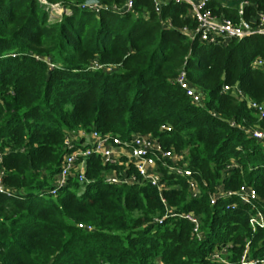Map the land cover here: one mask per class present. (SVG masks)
Here are the masks:
<instances>
[{
  "label": "trees",
  "instance_id": "obj_1",
  "mask_svg": "<svg viewBox=\"0 0 264 264\" xmlns=\"http://www.w3.org/2000/svg\"><path fill=\"white\" fill-rule=\"evenodd\" d=\"M49 1L70 13L51 19L37 0H0V264H244L245 254L261 264L264 229L249 220L264 213V143L247 130H264L248 105L264 107V38L191 40L183 29L197 23L186 4L157 13L154 0H136L120 12L127 0H98L97 14L80 7L86 0ZM246 1L247 20L264 13V0ZM212 10L239 22L236 7ZM95 61L113 70L92 69ZM183 69L200 104L176 83ZM79 129L156 139L184 156L200 196L166 170L162 193L147 182L107 184L113 168L97 156L87 183L53 196L65 139ZM242 186L257 191L252 205L236 195ZM187 213L200 218L201 240L172 215Z\"/></svg>",
  "mask_w": 264,
  "mask_h": 264
},
{
  "label": "built area",
  "instance_id": "obj_2",
  "mask_svg": "<svg viewBox=\"0 0 264 264\" xmlns=\"http://www.w3.org/2000/svg\"><path fill=\"white\" fill-rule=\"evenodd\" d=\"M38 3L49 13L51 19L62 18L69 14V10L62 4H53L49 0H37ZM136 0H127L125 6L119 9L120 12H130L133 10ZM226 0H154L157 13L161 12L165 3L186 4L189 7L190 16L196 21L195 29H183V32L191 40H199L208 44H218L227 42L233 38L244 39L252 35H260L264 38V13L258 12L250 19H246L244 9L248 6L246 0H239L238 7L239 22L235 23L224 16H217L212 10L213 3H223ZM225 6H227L225 4ZM81 8H87L99 14L104 9L98 0H86ZM261 61H256L255 65H261ZM92 69H106L112 71L113 68L103 66L98 62H93ZM176 83L186 92L187 96L196 104L202 102V93L195 88L188 79L185 69L181 70ZM233 90L240 100H247V96L239 87H224V91ZM248 105L255 110L260 118L264 117V107L248 100ZM247 132L252 138L264 143V130L260 128L248 129ZM65 156L60 172L54 180V188L51 191L53 196L58 195V190L67 187L72 181L81 184L87 183L86 163L92 156L101 158L103 165L113 168L105 175V182L110 185H133L141 182L150 183L156 187L160 193L165 191L167 183L164 180L163 170L169 175L188 178L190 192L193 198L200 196L198 183L192 178V171L187 167L185 158L181 154L165 150L154 138L145 135H134L130 140H122L120 137L111 134H102L96 130L87 131L79 129L71 133L64 143ZM3 172H0V193L6 192L7 188L3 182ZM228 195H233L229 192ZM240 201L245 205H252L257 199V191L250 186H242L236 193ZM216 197L213 196L211 203L215 204ZM164 203L165 200L163 199ZM235 205L232 206V209ZM172 212L168 210L167 216ZM188 220L193 225V234L199 240L202 239L200 218L192 213L172 214ZM163 222V219L159 221ZM250 226L253 231L264 229V213L256 212L250 217ZM81 228H86L80 225ZM92 230L91 227H87ZM219 259V255L214 257ZM246 254L242 261L246 264ZM258 262H256L257 264ZM264 264V261L260 262Z\"/></svg>",
  "mask_w": 264,
  "mask_h": 264
},
{
  "label": "crops",
  "instance_id": "obj_3",
  "mask_svg": "<svg viewBox=\"0 0 264 264\" xmlns=\"http://www.w3.org/2000/svg\"><path fill=\"white\" fill-rule=\"evenodd\" d=\"M225 4L227 6H230V7H236V8H238L239 5H240V1L239 0H226L225 1Z\"/></svg>",
  "mask_w": 264,
  "mask_h": 264
}]
</instances>
